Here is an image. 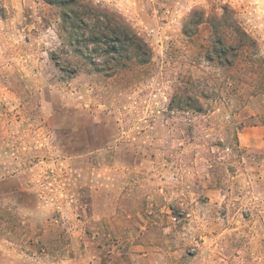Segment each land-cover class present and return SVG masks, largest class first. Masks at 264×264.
<instances>
[{
	"label": "rangeland",
	"instance_id": "1",
	"mask_svg": "<svg viewBox=\"0 0 264 264\" xmlns=\"http://www.w3.org/2000/svg\"><path fill=\"white\" fill-rule=\"evenodd\" d=\"M90 1L143 62L88 61L60 5L0 0L1 146L49 159L2 174L41 200L1 208L0 264H264V0Z\"/></svg>",
	"mask_w": 264,
	"mask_h": 264
},
{
	"label": "trees",
	"instance_id": "2",
	"mask_svg": "<svg viewBox=\"0 0 264 264\" xmlns=\"http://www.w3.org/2000/svg\"><path fill=\"white\" fill-rule=\"evenodd\" d=\"M49 4H58L61 7L62 21L64 27L67 30V26L76 33V41L71 42L74 46V51L84 59L91 61L90 56L84 53L83 49H89L90 44L100 49L106 47L108 54H116L121 51L122 46L127 45L129 48H133L135 51V57L143 62L141 57L150 55V49L144 43L142 39L134 32V30L120 17L105 10L101 6L88 2L82 4L79 12L80 0H46ZM112 16L113 21L109 18ZM86 17L92 18L93 25L86 24ZM103 21H108V29L111 34L106 33L102 28H99L97 24L103 25ZM113 23V24H112ZM91 27L93 29H91ZM89 34L86 36V32ZM82 31V32H81ZM125 33H122V32ZM120 49V50H119ZM147 59V58H146Z\"/></svg>",
	"mask_w": 264,
	"mask_h": 264
},
{
	"label": "crops",
	"instance_id": "3",
	"mask_svg": "<svg viewBox=\"0 0 264 264\" xmlns=\"http://www.w3.org/2000/svg\"><path fill=\"white\" fill-rule=\"evenodd\" d=\"M42 130L44 131V128H40L41 134L38 135V139L40 141H43V133ZM5 136V135H4ZM45 136V134H44ZM47 140H51V142H54V145H57L56 141L58 140L57 136H53L50 138V135L47 136ZM5 137L0 136V196L3 198V203L2 199H0L1 205H0V210L3 208L6 203H11L12 206H21V208L24 210L25 214H29L32 208H34L35 205H39V199L34 193H33V180L30 181H24V184L22 186L17 185L15 180L19 178V176H11V177H4L2 174L4 173H15V174H30L33 172L32 169V164H31V159L41 157L42 159H39V163L43 165V167H48V158L45 153V150L43 148H39L37 152L32 153V152H24L25 154L21 155V158H19L18 163L14 161L11 156L7 155V152L5 151L4 147L1 146L2 143L1 141L4 140ZM47 150V149H46ZM57 150V149H56ZM58 152V151H57ZM43 186V185H41ZM36 188V187H35ZM22 192V193H20ZM35 200V202H33ZM6 201V202H5ZM8 201V202H7ZM33 203L35 205H33ZM32 207V208H31ZM35 209L36 206H35ZM32 213V212H31ZM33 232V229H32Z\"/></svg>",
	"mask_w": 264,
	"mask_h": 264
}]
</instances>
